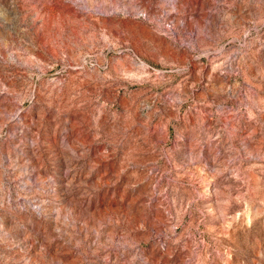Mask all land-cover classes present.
I'll use <instances>...</instances> for the list:
<instances>
[{
	"label": "rangeland",
	"instance_id": "374dc122",
	"mask_svg": "<svg viewBox=\"0 0 264 264\" xmlns=\"http://www.w3.org/2000/svg\"><path fill=\"white\" fill-rule=\"evenodd\" d=\"M0 264H264V0H0Z\"/></svg>",
	"mask_w": 264,
	"mask_h": 264
}]
</instances>
